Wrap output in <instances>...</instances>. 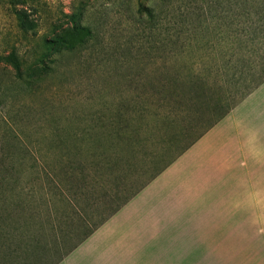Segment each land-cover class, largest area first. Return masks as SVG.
Wrapping results in <instances>:
<instances>
[{
  "label": "rangeland",
  "instance_id": "1",
  "mask_svg": "<svg viewBox=\"0 0 264 264\" xmlns=\"http://www.w3.org/2000/svg\"><path fill=\"white\" fill-rule=\"evenodd\" d=\"M54 34L73 48L47 46ZM263 75L264 0H0V264H53L76 241L66 226L102 213L114 174L126 195ZM259 130L264 88L185 164L233 162ZM165 180L124 214L164 197ZM115 234L95 230L57 264H104Z\"/></svg>",
  "mask_w": 264,
  "mask_h": 264
},
{
  "label": "crops",
  "instance_id": "2",
  "mask_svg": "<svg viewBox=\"0 0 264 264\" xmlns=\"http://www.w3.org/2000/svg\"><path fill=\"white\" fill-rule=\"evenodd\" d=\"M261 77L244 99L264 88ZM255 133V144L245 141L233 162L218 158L209 170L199 159L185 164L205 138L198 139L98 228L111 226L122 245L106 247L103 263L264 264V132ZM165 178L171 186L164 197L124 214Z\"/></svg>",
  "mask_w": 264,
  "mask_h": 264
},
{
  "label": "trees",
  "instance_id": "3",
  "mask_svg": "<svg viewBox=\"0 0 264 264\" xmlns=\"http://www.w3.org/2000/svg\"><path fill=\"white\" fill-rule=\"evenodd\" d=\"M15 1L18 3V1L21 0H10ZM87 3L86 2H80L79 6L76 8L78 10V21L80 26H82V29L85 31L87 35L92 37V28L88 24H84V13L86 9ZM147 14H150L149 8L145 7ZM76 23V22H74ZM73 29H76L74 27ZM44 43L50 47H55L56 45H59L60 48L63 49H69L73 48L72 45L68 44L66 39L62 37L59 34H54L53 38L44 39ZM15 55L11 56V62L14 64V67L16 69L20 68V63L17 62ZM255 86H251L248 88L244 93L241 95L240 99L236 102L234 101L231 105L227 106L226 108H223L222 111L218 116H216L212 121L208 123V125L204 128V130L201 132V134L192 142L184 145L175 155L171 156L168 160L163 161L160 166H157L147 177L146 179L142 181H138V184L136 187H132L129 192L122 196V192L128 184H126V181H123V178H120L119 175L114 174L113 179L111 180V187L112 194L106 195L107 199L104 202L105 208L102 211V213L94 220H88L85 216H79L76 219V222H70V225L68 227L66 226V230L63 234L65 235H75V242L71 246L67 248L66 251H63L59 254H57V258L53 264L59 263L66 255H68L70 252H72L78 245H80L85 239H87L95 230H97L101 225H103L111 216H113L121 207H123L128 201H130L135 195H137L147 184H149L155 177H157L160 173H162L171 163H173L180 155H182L189 147H191L199 138H201L205 132H207L214 124H216L219 120H221L229 111H231L242 99H244L247 94L254 89ZM249 90V91H248ZM198 97V96H197ZM136 174L138 175L139 172H134L132 176L136 177ZM132 182V181H131ZM130 182V183H131ZM123 186V187H122ZM49 215H52L51 212H48ZM63 239V236H61V240ZM56 244H60L59 240H56Z\"/></svg>",
  "mask_w": 264,
  "mask_h": 264
}]
</instances>
